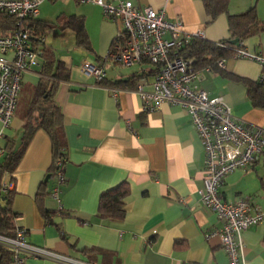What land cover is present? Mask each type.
I'll return each instance as SVG.
<instances>
[{"label":"crops","instance_id":"obj_1","mask_svg":"<svg viewBox=\"0 0 264 264\" xmlns=\"http://www.w3.org/2000/svg\"><path fill=\"white\" fill-rule=\"evenodd\" d=\"M129 1L137 8H164L166 17L180 21L184 32L201 31V38L210 42L231 39L230 15L253 10L264 23V0H208L209 9L206 0ZM71 16L82 20L88 49L78 46L74 31L64 26ZM36 21L44 25V47L54 62L47 68L40 57L22 74L12 120L7 128L0 122V147L9 142L12 149L20 146L34 92L47 83L55 66L67 69L69 77L53 91L62 116L64 156L56 158L47 132L36 128L14 171L2 177V189L11 195V210L18 215L15 224L26 230V241L96 264H226L217 233L222 221L200 199L205 159L188 112L166 103L143 111L134 88L143 77L152 81L153 66L144 61L115 69L117 63L106 59L120 21L106 17L99 5L76 0L42 1ZM56 26L73 32L74 47L66 54L48 40ZM242 44L264 58V28L254 30ZM85 59L104 66L103 83L80 72ZM223 60V67L196 68L197 86L221 97L247 127L264 128V109L251 104L247 89V81L260 80L262 65L234 55ZM131 78L136 81L132 88L115 85ZM28 116L35 125L39 110ZM58 159L63 160L65 178L60 204L50 195ZM120 183L128 186L122 217L101 218V193ZM220 194L227 202L248 199L264 211V151L252 167L227 174ZM241 239L242 264H264V218L246 228ZM24 264L58 263L29 256Z\"/></svg>","mask_w":264,"mask_h":264},{"label":"built area","instance_id":"obj_2","mask_svg":"<svg viewBox=\"0 0 264 264\" xmlns=\"http://www.w3.org/2000/svg\"><path fill=\"white\" fill-rule=\"evenodd\" d=\"M44 0H0V14L10 15L14 29L0 36V122L7 128L15 112L21 87V76L36 66L40 58L39 41L32 40L31 29L26 25L36 18L39 5ZM99 5L106 17L119 20L121 30L112 41L106 59L124 66L144 61L153 66V79H140L134 91L142 101V110L156 109L160 104L180 106L186 109L204 152L202 204L214 211L222 221L217 230L221 246L227 254L226 264H242V232L264 218V211L248 199L227 202L222 199L220 188L224 178L237 169L254 165L264 150V128L247 127L233 116L221 97L210 96L197 86L199 71L193 60L181 54V48L193 37L201 38L202 32H184L180 21H170L164 8H137L129 0H76ZM236 58L254 60L262 65L264 58L235 49ZM224 60L218 62L223 67ZM79 70L92 76L96 83L105 77V68L91 60H83ZM260 80H264V72ZM150 86L147 90L145 87ZM113 92H116L114 89ZM1 133V132H0ZM4 149L0 147V156ZM56 183L50 195L59 204L60 186L64 183L63 160L54 162ZM58 204V205H59ZM60 207V205H59ZM26 230L16 227L13 237L0 235V244L12 251L11 264H24L26 257H41L60 264H96L48 248L37 247L26 241Z\"/></svg>","mask_w":264,"mask_h":264},{"label":"trees","instance_id":"obj_3","mask_svg":"<svg viewBox=\"0 0 264 264\" xmlns=\"http://www.w3.org/2000/svg\"><path fill=\"white\" fill-rule=\"evenodd\" d=\"M211 1L206 0L207 9L211 6ZM214 11V10H213ZM231 39L220 42H210L202 38L193 37L187 44L181 48V54L193 60L195 68H201L207 65H217L220 60L226 59L233 55L234 50L243 47V40L249 36L254 30L264 28V23L258 22L253 10L238 15H230L228 17ZM66 27L71 28L76 36L78 46L88 49L89 43L87 35L82 23L78 17L71 16L64 23ZM14 19L8 14H0V36L9 34L14 29ZM26 25L31 29L32 40L39 41L44 36V25H41L36 18L26 21ZM34 27V28H33ZM44 33V34H43ZM237 40L235 44H231L230 40ZM37 43V42H36ZM41 49L40 57L44 58L47 68L53 64V53L49 48L44 47V42H39ZM55 72L49 74L47 83H40L34 92V96L29 105L27 112L28 120L23 126L24 132L20 146L12 149L9 146L4 147V156L0 161V235L13 237L15 234L16 224L15 218L18 216L11 210L9 192L2 189L1 181L5 173H12L17 162L22 156L23 150L27 145L32 133L36 128H42L49 135L52 143V149L56 158L63 157V149L65 146L62 116L59 108L54 103L53 91L56 84L65 81L69 77L67 69H63L61 65L55 66ZM264 72V70H262ZM137 80V79H136ZM101 81L100 83H103ZM136 81L131 78L120 81L115 85L124 88L134 87ZM99 84V83H98ZM248 98L255 107L264 109V80L247 81ZM17 107V106H16ZM37 108L39 117L37 122L31 123L29 114ZM264 151V150H262ZM55 158V159H56ZM128 192L126 183H120L101 193L99 198L98 215L101 218H109L118 220L123 215V198ZM12 251L0 244V264H11Z\"/></svg>","mask_w":264,"mask_h":264},{"label":"rangeland","instance_id":"obj_4","mask_svg":"<svg viewBox=\"0 0 264 264\" xmlns=\"http://www.w3.org/2000/svg\"><path fill=\"white\" fill-rule=\"evenodd\" d=\"M48 40L51 43H54L56 46V51L61 54H66L67 50L72 51L73 50V44H74V35L71 30H65V32H61V30L58 29V26L52 28V33L49 35ZM115 69H121V68H129V67H135V66H124L120 64L115 65ZM110 67V66H109Z\"/></svg>","mask_w":264,"mask_h":264},{"label":"water","instance_id":"obj_5","mask_svg":"<svg viewBox=\"0 0 264 264\" xmlns=\"http://www.w3.org/2000/svg\"><path fill=\"white\" fill-rule=\"evenodd\" d=\"M237 42V40L235 39V40H232V41H230V43L231 44H235Z\"/></svg>","mask_w":264,"mask_h":264}]
</instances>
